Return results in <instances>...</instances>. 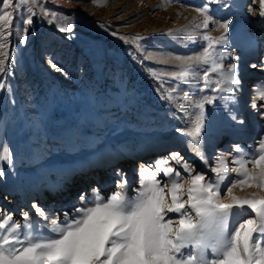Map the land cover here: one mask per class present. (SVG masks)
<instances>
[{"label": "rangeland", "instance_id": "1", "mask_svg": "<svg viewBox=\"0 0 264 264\" xmlns=\"http://www.w3.org/2000/svg\"><path fill=\"white\" fill-rule=\"evenodd\" d=\"M261 7L260 0H0V264H264V89L257 108L253 78L246 89L259 136L233 146L223 128L240 129L248 114L233 108L239 81L228 78L240 65L242 35L253 37V58L264 68ZM202 117L222 137L212 156L201 164L191 149L173 157L172 138L185 147L197 141ZM65 129L74 136L70 150L45 152ZM138 135L166 143L155 177L134 173L132 186L119 188L113 173L75 213L106 162L79 190L70 178L63 198L42 200L43 217L25 214L21 195L50 191L39 172L31 184L26 174L46 168L62 178L57 164L77 165L99 147L117 151Z\"/></svg>", "mask_w": 264, "mask_h": 264}, {"label": "bare ground", "instance_id": "2", "mask_svg": "<svg viewBox=\"0 0 264 264\" xmlns=\"http://www.w3.org/2000/svg\"><path fill=\"white\" fill-rule=\"evenodd\" d=\"M260 3L262 5L260 19L262 20V26L264 29V0H260ZM221 30L222 29L218 30L217 34H220ZM236 36L241 37L238 31L236 32ZM241 44L243 48V54L242 57L240 58V63H239L240 65L238 67H235L231 72L228 73V78L239 81L240 93L237 99L235 100V102H232L233 108L237 112L240 111L243 115L245 114V112H247L249 115L247 114L245 124L243 123L240 129L234 130L233 128L223 127L224 130L226 131L225 134L229 138L233 137V139H235L231 141L233 146L234 145L236 146V143L239 145L240 142L241 143H244L245 141L252 142L254 138L259 136L258 130L262 125V123L259 121V118L257 117L258 113L256 114V112H254L255 108H250V105L248 103L246 83L248 84L249 78H253V80L257 81L254 86L255 88L256 86L258 87L257 92H255L252 95V98L254 99L255 107H257L258 106L257 99L260 98L261 93L264 89V78L263 76H260L258 72L261 70L264 71V68H260L253 58L256 53V46L254 45L253 37L250 34L244 36L242 35ZM243 56H245L247 60L246 59L244 60ZM248 62L250 63L249 65ZM254 74L257 75V77L253 76ZM203 104H204L203 101H199L200 106H202ZM220 109H222V105L215 104L212 107L211 113L217 114L219 113ZM205 120L206 118L204 117L200 118L199 121L200 133L197 132V135H199V137L197 141L196 139L195 141H192L191 145H189L188 147H185L183 145L182 138L180 136H176L172 138V141L169 144L171 145L172 153H174L175 155L173 157L181 156V159L182 158L184 159L183 153L190 154L189 151L191 149L192 155L191 154L190 155L194 158L198 157L195 163L201 164L206 161L207 157L209 159V157L212 156L211 153L212 151L215 150L216 141L220 140L221 136H219L218 131L215 130L216 124L212 120L209 122H206ZM240 122L241 120L238 119L236 123L239 124ZM208 130H210L209 134H208ZM228 137H223V141L221 140V143H219L218 145L225 142V140H227ZM73 139L74 136L71 134V132L68 129L61 130L60 133L56 131L52 135L51 140L46 144L43 150L45 152H48L50 150L62 149L63 152H67L68 150H70V142ZM165 146L166 143H164L161 140L155 142L152 140L150 136L138 135L129 139L121 140L118 143L117 151H112L108 148L99 147L94 152L88 155L87 160L82 161L77 165L57 164L56 168L62 169L63 172L62 178L52 179L49 176L48 169L38 168L35 174H26L25 179L28 181L29 184H31L34 175H36L39 172L37 178L39 179L45 178L46 180H48V186L50 188V191L48 192L40 191L37 192L35 196H30L29 194L26 193L24 195H21L23 200L24 211H26L25 214H27L28 218H31L33 214H35V216L40 215L43 217L44 211L42 207L43 204L42 200L47 201L48 199L56 200L58 198H63L64 190L66 189L67 182L68 180H70V178H71V182H73V190H79L82 184L86 180H88V178H90L92 175L96 174L99 167H103L106 162L110 164L107 171L99 173V175L96 178L97 183L100 184V187L97 186V184L95 185L93 184L91 186L92 189L89 192V194H86V192L84 193L82 191L83 189L80 190L81 192H83L84 195L80 198L79 201L80 204L75 213H80L83 210V208L87 205V203H89L90 200L100 196L104 192L105 184L112 181V179H114L112 178V175H114L113 173H115V175H119V177L117 178V184L119 188H122L123 186L124 187L132 186V184L130 183V181H132L131 169L134 168L136 165L137 166L139 165V167L141 168L138 170H140V174L142 178H147V177L153 178L152 175H154L155 177L158 174L157 167L163 164V160H160V155L162 152H157V150L160 148L162 149ZM198 154L200 156H197ZM224 154H226V156H229L230 158V153L224 152ZM117 157H121V158L118 159ZM154 162L156 163V165H154ZM216 163L221 164L220 157H217ZM122 169H125L124 172L123 171L121 172ZM235 172H236L235 168H233L232 170H230L228 174H230L229 176L233 178V174ZM8 190H10V187H7V191ZM65 196L66 197L64 198V200L67 201L71 198V193L69 194L66 193ZM56 203H58V201H56ZM32 211H34L33 214Z\"/></svg>", "mask_w": 264, "mask_h": 264}]
</instances>
